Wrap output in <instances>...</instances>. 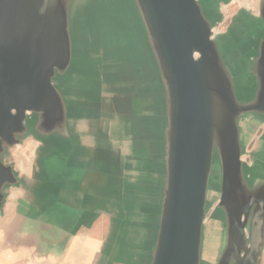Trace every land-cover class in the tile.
Instances as JSON below:
<instances>
[{
    "label": "water",
    "instance_id": "water-1",
    "mask_svg": "<svg viewBox=\"0 0 264 264\" xmlns=\"http://www.w3.org/2000/svg\"><path fill=\"white\" fill-rule=\"evenodd\" d=\"M74 2L0 0V212L6 191L23 185L12 152L33 140L47 179L86 176L95 203L114 199L127 219L132 129L135 158L140 143L156 175L146 264H264V133L244 160L246 125L264 123V0L251 26L254 49L251 36L215 34L220 16L208 0H133L145 34L134 55L149 58L151 71L106 68L77 51ZM82 120L97 126L102 144L88 155L72 130ZM214 184L218 233L206 226ZM45 222L41 231L54 236L57 227Z\"/></svg>",
    "mask_w": 264,
    "mask_h": 264
},
{
    "label": "crops",
    "instance_id": "crops-1",
    "mask_svg": "<svg viewBox=\"0 0 264 264\" xmlns=\"http://www.w3.org/2000/svg\"><path fill=\"white\" fill-rule=\"evenodd\" d=\"M240 15V11L236 12L233 19L246 25L239 29H248L242 37L249 38L252 24ZM121 129L125 131V127ZM72 130L82 154L102 145L97 126L82 120L74 123ZM125 144L132 149L136 146L131 136ZM132 149L126 154L128 159L135 158ZM43 151L40 143L31 140L14 150L9 159L16 165L23 185L6 191V202L0 212V264H138L129 259L131 251L134 252L130 239L132 210L123 219L114 199L111 204L95 203L96 195L86 176L72 183L73 186L69 177L64 181L59 177L47 179L38 165ZM45 221L57 227L54 236L46 233V238L41 231ZM144 250L139 264H146L145 244Z\"/></svg>",
    "mask_w": 264,
    "mask_h": 264
},
{
    "label": "rangeland",
    "instance_id": "rangeland-1",
    "mask_svg": "<svg viewBox=\"0 0 264 264\" xmlns=\"http://www.w3.org/2000/svg\"><path fill=\"white\" fill-rule=\"evenodd\" d=\"M132 1L75 0L70 9L71 26L69 25L75 49L77 51L80 49L81 52L84 51L86 55L99 57V60L102 61L103 66L106 68H111L112 66L114 69L123 70L127 66L131 71V69H135L136 65L141 66L143 64L144 70L151 71V61L149 58L145 57L144 60V55L141 57H135L134 55V49H137L139 52L140 46L141 48L143 47L145 34L141 26L142 21L139 15L136 14ZM208 2L210 10L219 13L220 16L216 25V35H224L235 31L236 36L240 38L243 36V33H248V29H239L240 26H245L246 28V25L233 19L236 12L240 11V18L243 17L245 21H250V24L253 23V16L256 17L259 14L258 0H238L235 3H224L221 0H208ZM251 17L252 20H249L248 18ZM255 32L253 28V31L250 33L251 39L248 45H250L251 49L257 47V39L253 37ZM135 38H137V47L133 45ZM227 55H229L226 58L227 61H232L233 58H236L234 54L230 55L229 51ZM126 79L128 81L130 78ZM126 85L131 86L133 83H126ZM135 90H137V86L134 84L131 92L134 93ZM238 95L244 96V94L240 93ZM245 132L247 133L248 148L244 159L249 163V159L254 154L253 152L257 146H259L260 139L264 133V123L250 122L246 125ZM129 133V135L128 133L126 135L127 139L130 136L134 137L133 132ZM139 146H142V144L140 145L139 143ZM139 146L138 150L140 153H138V157L136 159L130 157L129 161L126 160L127 164H125L124 168L132 210L131 228L133 235L130 239L131 250L133 249L134 252L131 251L132 254L129 259L138 264L141 263L144 256V239L148 221L147 211L149 210V200H151L156 181L154 178L156 175L153 173L151 167L152 164L149 161L147 162ZM125 148L127 152L130 150L129 147ZM218 200L219 186L214 184L206 216V226L210 232L217 230L218 221L213 219L212 215L215 212ZM216 232L218 233V231Z\"/></svg>",
    "mask_w": 264,
    "mask_h": 264
}]
</instances>
